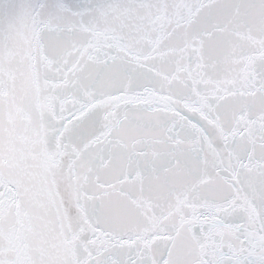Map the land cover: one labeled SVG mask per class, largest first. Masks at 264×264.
Listing matches in <instances>:
<instances>
[{
  "label": "snow or ice",
  "instance_id": "1",
  "mask_svg": "<svg viewBox=\"0 0 264 264\" xmlns=\"http://www.w3.org/2000/svg\"><path fill=\"white\" fill-rule=\"evenodd\" d=\"M0 264H264V0H0Z\"/></svg>",
  "mask_w": 264,
  "mask_h": 264
}]
</instances>
